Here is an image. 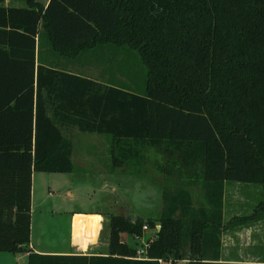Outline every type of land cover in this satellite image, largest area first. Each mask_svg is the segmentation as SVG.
<instances>
[{
    "label": "trees",
    "instance_id": "1",
    "mask_svg": "<svg viewBox=\"0 0 264 264\" xmlns=\"http://www.w3.org/2000/svg\"><path fill=\"white\" fill-rule=\"evenodd\" d=\"M25 1L0 4V250L28 249L33 172L74 170L77 128L109 134L112 165L161 186V213L112 214L108 253L30 250L28 264H264L222 260L228 223L264 215L263 200L224 219L226 181L264 191V0ZM37 37L58 58L125 48L128 79L37 64ZM157 223L135 257L122 233Z\"/></svg>",
    "mask_w": 264,
    "mask_h": 264
},
{
    "label": "rangeland",
    "instance_id": "2",
    "mask_svg": "<svg viewBox=\"0 0 264 264\" xmlns=\"http://www.w3.org/2000/svg\"><path fill=\"white\" fill-rule=\"evenodd\" d=\"M70 135L74 141L73 157L76 156L78 162L82 160V156L89 157L86 160L89 161L90 166L83 167L78 163L72 172L35 171L36 202L33 211L35 238L41 237L40 227L47 226L46 237L53 239L52 226L55 221L61 219L60 234L62 237L58 239H65L68 234L66 219L70 211L74 209L95 208L102 210L108 216L120 213L139 215L144 218L159 216L163 204L160 185L151 181L144 173L119 170L112 164L106 165L105 151H109V163L111 161V136L109 134L85 132L73 128ZM95 135L101 140L93 138ZM101 179L102 181H99ZM231 183H239L237 185L242 187L234 192L233 197L232 194L228 195L225 209L226 220L236 214L244 215L253 212L255 206L264 200L261 184L230 180L228 184ZM50 188L53 189V194L48 195ZM45 197H48V201L43 200ZM52 208L56 211L53 212ZM98 218V215H77L75 227L79 230L83 227L95 229L99 226ZM254 220L248 222V225H251L248 232L244 230L231 237L227 234L225 236L228 242L226 246L229 248L235 242L240 255L251 254V256L259 255L264 258V215ZM157 225L153 228L154 232H156ZM109 232L110 226L108 225L104 235ZM131 243L136 244L133 239ZM161 264L167 263L162 262Z\"/></svg>",
    "mask_w": 264,
    "mask_h": 264
},
{
    "label": "crops",
    "instance_id": "3",
    "mask_svg": "<svg viewBox=\"0 0 264 264\" xmlns=\"http://www.w3.org/2000/svg\"><path fill=\"white\" fill-rule=\"evenodd\" d=\"M38 1L42 2L41 0ZM48 2L49 0H46L45 2L42 3L47 4ZM0 4L22 6V5H26L27 3L25 0H0ZM0 27H6V26H0ZM0 32H2L0 33L1 34L0 38L1 37L6 38L5 33H3V31L1 30ZM126 55H127V50L125 48H116L111 45H104L88 51L81 58H77V59H67L64 57L58 58L55 54L51 52L46 40L44 39L41 43L40 38L37 37V60H36L37 64L39 63V60H44V61L54 60L55 62L60 61L61 63L65 64V67L68 70L89 75L98 79L106 80L108 78H113L116 79L117 81H123V82L127 81L128 75L124 69L125 66L124 62ZM93 138H100V137L95 135L93 136ZM105 156L107 158L106 165L112 164L111 161L109 163V159H108L109 151H105ZM86 158L87 156H82V160L78 162L77 157L74 156L73 160L75 166L78 163L82 164L83 167H85L86 165L90 166V163L89 161L86 160ZM75 166L74 168H76ZM117 168L119 170H123L122 167H117ZM48 172H60V171H48ZM99 181H102V179ZM228 182H230V180L225 182L224 219H225V209L227 205L228 195L232 194L233 197L234 192L239 187H242L237 185L239 183L228 184ZM35 184H36V173L34 171L33 186H32V205H31V235H30V243L28 245V249L17 252L0 250V264H28V255L30 250H34L42 253H72V252L104 253V254L108 253L110 232L109 234L107 233L105 235L104 232L107 226L109 225L110 216L105 215L102 210H98L95 208L74 209L70 211L66 219V223L68 226L67 227L68 234L65 239L63 240L58 239V237L60 236L62 237V235L60 234V228L62 227L61 219L60 221H55L54 225L52 226L51 234L53 235V239L50 237H46L47 226L40 227V232L42 230L41 237L35 238L33 232L34 230L33 211H34V204L36 202ZM48 186L52 187L50 184H48ZM190 188L195 195L200 196L201 189H199L197 185H191ZM52 191L53 189L51 190L50 188L48 191V195L53 194ZM48 197L47 198L45 197L43 200L48 201ZM52 211L55 212L56 210L52 208ZM80 214L86 216L98 215L99 226H96L95 229H91L90 227H89L90 229L88 227L87 228L83 227L81 230L77 229L75 227V219L76 216ZM245 214H249V213H245ZM238 215L240 214H236L228 220L225 219V222L226 223L229 222ZM126 216L135 219L139 215L133 216L132 214L130 215L127 214ZM252 221L255 220H250V221L248 220L244 223H240L237 221L234 223L233 222L228 223V226L227 228H225L222 236L223 239L222 260L233 261V260L243 259L248 262H260V263L264 262V258H261L259 255L257 256L255 255L251 256V254L250 255L247 254L248 256L240 255L237 251V245L233 241H232L233 242L232 246H229V248L226 246L228 244L227 239L225 238L227 234H229V237H231L239 234L240 232H243L244 230H247L248 232L249 229L251 228V225H248V222L250 223ZM153 230L154 229L150 227L145 229L144 234L139 238L128 233L127 234L122 233V237L131 245L138 247L144 242V240H147L150 237H154L155 232ZM132 239L136 242V244L131 243ZM163 262L169 264L167 260H164ZM176 264H183V261L179 260L177 261Z\"/></svg>",
    "mask_w": 264,
    "mask_h": 264
},
{
    "label": "built area",
    "instance_id": "4",
    "mask_svg": "<svg viewBox=\"0 0 264 264\" xmlns=\"http://www.w3.org/2000/svg\"><path fill=\"white\" fill-rule=\"evenodd\" d=\"M159 226H160V225L158 224V225H157V228H158ZM147 228H149V226H148L147 224H145V225H144V229H147ZM136 237L139 238L140 236L137 235ZM152 238H153V237H150L149 239L144 240V242H143L141 245H139V246L137 247L135 257H137V258H145V257H147V255H148V254H147V251H148V248H149V246H150V242H151ZM164 260H165V259H163V258H159L160 263H162ZM167 262H168L169 264H174L172 259L167 260Z\"/></svg>",
    "mask_w": 264,
    "mask_h": 264
}]
</instances>
